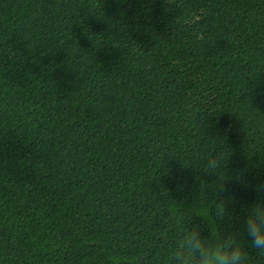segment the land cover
Segmentation results:
<instances>
[{
	"label": "trees",
	"instance_id": "trees-1",
	"mask_svg": "<svg viewBox=\"0 0 264 264\" xmlns=\"http://www.w3.org/2000/svg\"><path fill=\"white\" fill-rule=\"evenodd\" d=\"M256 202L264 0H0V264H175Z\"/></svg>",
	"mask_w": 264,
	"mask_h": 264
},
{
	"label": "clouds",
	"instance_id": "clouds-1",
	"mask_svg": "<svg viewBox=\"0 0 264 264\" xmlns=\"http://www.w3.org/2000/svg\"><path fill=\"white\" fill-rule=\"evenodd\" d=\"M225 164V160L214 155L207 161L206 172L216 174ZM222 191L224 184L216 189L214 195ZM212 205L215 215L222 218L226 212L224 199L212 200ZM196 214L208 222L207 234L202 235L201 229L196 227L183 230L169 257L175 264H249L245 236L253 248L264 253V203L256 202L250 206L242 232L224 233L215 223L213 210L208 206L201 207Z\"/></svg>",
	"mask_w": 264,
	"mask_h": 264
}]
</instances>
